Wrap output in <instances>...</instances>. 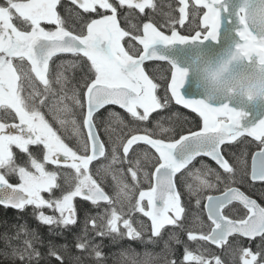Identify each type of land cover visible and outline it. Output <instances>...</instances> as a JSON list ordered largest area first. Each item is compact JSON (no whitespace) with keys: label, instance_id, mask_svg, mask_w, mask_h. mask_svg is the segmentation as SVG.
<instances>
[{"label":"snow or ice","instance_id":"1","mask_svg":"<svg viewBox=\"0 0 264 264\" xmlns=\"http://www.w3.org/2000/svg\"><path fill=\"white\" fill-rule=\"evenodd\" d=\"M60 4H0V208L22 213L31 207L50 234L80 223L74 234L80 255L51 241L43 254L44 241L25 221L0 233V257L10 264H41L49 257L65 264L66 256L72 264H107L109 255L116 258L113 264H225L215 246L229 264H264V206L237 186L264 184V117L249 120L227 102L186 97L181 87L187 69L153 47L218 42L222 23L234 18L233 56L264 64V35L248 28L245 9L224 19L227 0H178L177 17L170 4L164 12L155 0H70L62 16ZM125 8L122 27L118 10ZM146 9L159 12L164 23L157 26L151 15L139 23L136 10L144 14ZM177 25L194 34H181ZM59 56L72 58L58 60L53 68ZM153 61L170 66L165 85L146 71ZM173 102L198 115L195 130L177 132L178 113L151 119ZM111 106L124 110L128 119ZM245 137L256 150L249 153L245 146L240 155L230 153V162L225 151ZM202 157L222 172L203 159L197 167ZM76 198L97 211L83 209L81 221ZM190 205L197 209L191 215ZM105 238L111 245L127 240L145 249L138 252L129 244L105 254ZM241 238L259 239L257 250L242 246Z\"/></svg>","mask_w":264,"mask_h":264},{"label":"trees","instance_id":"2","mask_svg":"<svg viewBox=\"0 0 264 264\" xmlns=\"http://www.w3.org/2000/svg\"><path fill=\"white\" fill-rule=\"evenodd\" d=\"M4 3V2H3ZM157 4L158 5H163V11L167 12L169 11L167 5L170 4L173 11V14L177 16V11H176V1L175 0H157ZM121 12H119V16L118 19L121 20L122 25L125 24V20H124V16L122 17ZM151 15L154 19V21L157 24H163L164 23V18L162 15L159 14V12H152V10H146L145 13L143 15H140L136 12V16L140 17V20L138 21L139 23H141L142 21H146L148 19V16ZM85 18L87 19V16H85ZM96 18V17H93ZM137 22V21H134ZM125 25H123L122 27H124ZM179 31H181L182 33H192L191 30L188 29V27H180L178 26ZM188 29V30H187ZM127 39L125 38V40L123 41L125 45H127ZM72 57L70 56H59L57 58H55L54 62H53V68H55V63L58 62V60L60 59H71ZM146 71H148L149 75L152 76L157 82H159L161 85H165L166 80L170 79V66L167 63L164 62H159V61H153V62H149L146 63L145 65ZM164 91H163V87H161V89L158 91V95L163 96ZM112 110H114L115 112L119 113L120 115H122L126 120L128 119V114L126 112H124L121 109L115 108V107H111ZM107 109L102 110L100 113L101 117H105L107 115ZM173 113H178L179 117L175 120V123L177 125L176 127V131L179 132L182 128L183 129H187L189 127H191L193 130L196 129V126L199 124V117L197 114L183 108L182 106H178L175 105V103L173 102L171 104V106L163 111H158L154 114H152L151 119L152 120H156L158 119V117L160 116H164V117H168L171 116ZM165 125L167 126V121H164ZM149 127H151V124L148 125ZM101 135L103 137V131L101 130ZM105 138V137H104ZM250 141V139L248 138H243L241 139L239 142L229 146V148L225 151V156L227 159H229L230 162H232L233 157L230 155V153H235L236 155H240L241 153V149L244 148L245 146L248 147L249 153L256 149V145L255 143H251L249 144L248 142ZM69 143L71 144V142L69 141ZM201 159H203V161H208L205 158H198L197 161H195V163H197L198 161H201ZM210 166L212 168L217 169L218 171H221L218 166L214 165L213 163L210 162ZM92 167H95V163L92 165ZM239 186L243 191L246 192V194L256 198L262 206H264V198H262L261 196V192L264 191V184L261 183H256L252 188H249L247 185H237ZM75 203L77 205V207L79 209H81L79 216H80V220H83V209H89L90 211H92L93 213H95V211H97L96 209H93L91 207L90 204L84 203L80 200V198H76ZM236 207H240L239 205H236ZM31 209V207L27 208L26 210ZM50 211V210H48ZM197 209H192L189 210V215H191L192 213L196 212ZM135 215H139V214H135ZM142 219H144V217L140 216ZM203 219H205L206 221V217L204 216ZM27 222V225L29 226V228H33L36 229L37 232L39 233L40 237L42 238V240L44 241V246L40 248L41 252L43 254H47V244L49 241L53 242L56 245H63V244H67L69 246V250L71 255L75 256V255H80V253L74 248V234L79 233L80 228H81V224L78 223L76 226L72 227L71 229L68 230H62L59 228H53L52 232L50 234L49 231V227L48 226H44L39 224L32 216V213H28V212H17V211H13L12 209H3L0 208V233H3L5 231L11 232L13 230L12 226L13 225H19L23 222ZM62 232V235H57L56 233ZM97 243H100V240L97 239L96 241ZM260 241L259 239H256L254 241H249L246 239L241 238V244L244 247H250L253 251H256L257 248V244H259ZM103 244L105 245V247L103 248V251L105 254H111V253H116L118 252V249L120 247H127L129 244H131V247L133 249H135L138 252H142L145 249V246L141 245L140 243L137 242H130V241H123L122 245H111L110 241L105 238L103 240ZM0 247H3V244L0 243ZM193 248L196 247L195 244L192 245ZM147 248L149 250H152L154 252H158L159 251V247L153 249L151 245L147 246ZM178 251L180 253H182V245L181 246H177ZM212 250L215 252L216 255H219L222 257V259H224L225 264H229V258L228 256L225 254L224 251H221L218 248H215L213 246H211ZM114 259H116L115 257H112L111 255H109V259L107 264H113ZM0 263L2 264H10L9 261H6L3 259V257H0ZM41 264H58V262L55 260V258H47L45 260L41 261ZM65 264H72L71 260L69 259L68 256L65 257ZM85 264H90V262H85Z\"/></svg>","mask_w":264,"mask_h":264},{"label":"clouds","instance_id":"3","mask_svg":"<svg viewBox=\"0 0 264 264\" xmlns=\"http://www.w3.org/2000/svg\"><path fill=\"white\" fill-rule=\"evenodd\" d=\"M239 7L245 9L248 28L264 35V0H238ZM194 53L190 57L193 84L202 98L210 103L222 97L264 100V64L233 56V48L216 56L201 50Z\"/></svg>","mask_w":264,"mask_h":264},{"label":"water","instance_id":"4","mask_svg":"<svg viewBox=\"0 0 264 264\" xmlns=\"http://www.w3.org/2000/svg\"><path fill=\"white\" fill-rule=\"evenodd\" d=\"M227 3H228L229 11L224 17V19H226L227 16H231L232 13H234V11L237 9L238 0H227ZM235 27H236V22L234 18L231 24L222 23V26L220 28V35L218 37V42H213L211 40H208L202 43L201 42H191L185 44L174 43L171 45H163L157 43L156 45L153 46L158 53L170 58L171 60H174L180 67L189 69L188 74L186 75L185 78V83L181 87V93L183 95H185L186 97H199V98H202L203 96V94L200 91H198L193 84L194 72H192L191 70L190 57L195 54L194 51L201 50L210 55L216 56L224 51L231 50L232 48H234V43L236 39L233 31ZM225 102H227L231 107L246 112L248 114L246 119L255 120L264 117V100H261L259 98L256 100L248 101L243 98L222 97L214 100L212 104L218 105L220 103H225Z\"/></svg>","mask_w":264,"mask_h":264},{"label":"flooded vegetation","instance_id":"5","mask_svg":"<svg viewBox=\"0 0 264 264\" xmlns=\"http://www.w3.org/2000/svg\"><path fill=\"white\" fill-rule=\"evenodd\" d=\"M1 2H2V0H0ZM176 1V3H177V0H175ZM155 2L157 3V0H155ZM65 7H71V4H70V0H61V4L60 5H58V11L60 12V14L62 15V16H64L65 15V12H64V9H65ZM146 10H151V9H146ZM145 10V11H146ZM119 12H121V16L123 17L124 16V12L125 11H127V8H125V9H119L118 10ZM176 11H177V17H178V8H177V5H176ZM136 12L138 13V14H140V15H143V14H141V13H139L138 12V10H136ZM143 22V21H142ZM142 22H141V24H142ZM120 23H121V20H120ZM126 23V22H125ZM123 25H125V24H123ZM122 25V23H121V26H123ZM160 24H157V26H159ZM42 26H44L46 29H49V28H51V29H54V25H52V26H49V25H47V24H43ZM176 27H178V26H176ZM161 30H163V31H165L166 32V34H170V30L169 29H167V28H161ZM178 30V29H177ZM251 140V139H250ZM256 149H254V150H252V151H255ZM14 151H16L17 152V154L19 155V152H18V150H16V149H14ZM33 151H35V147L33 146ZM251 153V152H250ZM249 161H250V155H249ZM205 163L206 164H208V165H211L210 164V162H207V161H205ZM212 163V162H211ZM214 164V163H213ZM195 165L197 166V167H199V165H200V161H198L197 163H195ZM215 165V164H214ZM9 179H10V182H12V183H16V182H18V179L16 178V177H9ZM256 183H260V182H256ZM255 183V184H256ZM44 195H45V197L47 198L48 197V194L47 193H44ZM256 199V198H255ZM184 200H185V203H187L188 202V197L185 195V197H184ZM260 203V202H259ZM11 209V208H10ZM192 209H195L194 207H192L191 205L189 206V210H192ZM14 212L16 211V210H14V209H12ZM32 208L31 209H28V210H25L24 212H28V213H32ZM48 210L47 209H45V212L46 213H48V214H50L49 212H47ZM23 212V213H24ZM206 217V216H205ZM59 232V231H58Z\"/></svg>","mask_w":264,"mask_h":264},{"label":"bare ground","instance_id":"6","mask_svg":"<svg viewBox=\"0 0 264 264\" xmlns=\"http://www.w3.org/2000/svg\"><path fill=\"white\" fill-rule=\"evenodd\" d=\"M138 218H141L139 215H136Z\"/></svg>","mask_w":264,"mask_h":264},{"label":"rangeland","instance_id":"7","mask_svg":"<svg viewBox=\"0 0 264 264\" xmlns=\"http://www.w3.org/2000/svg\"><path fill=\"white\" fill-rule=\"evenodd\" d=\"M50 119V118H49ZM105 139H106V137H105ZM142 219V218H141Z\"/></svg>","mask_w":264,"mask_h":264}]
</instances>
